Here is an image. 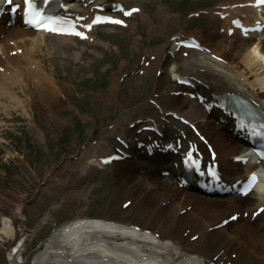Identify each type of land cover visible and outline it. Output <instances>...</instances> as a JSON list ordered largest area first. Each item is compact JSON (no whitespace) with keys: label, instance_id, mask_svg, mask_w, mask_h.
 I'll use <instances>...</instances> for the list:
<instances>
[{"label":"bare ground","instance_id":"bare-ground-1","mask_svg":"<svg viewBox=\"0 0 264 264\" xmlns=\"http://www.w3.org/2000/svg\"><path fill=\"white\" fill-rule=\"evenodd\" d=\"M65 1L76 7L72 12L86 14L94 6L104 4L106 7L108 0H93L91 5V0ZM233 1L222 3L210 11V24L213 25L216 35L214 43L211 44L212 54L224 58V62L219 63L196 51L188 52V58H184V51L178 53L175 47V43L181 39L170 46L163 45L148 50L139 71L147 73L153 67L160 66L162 75L158 79L156 95L170 106L158 109V104L154 105L152 101H148L132 110H122L112 129L106 131L95 144L87 145L77 159V169L85 173L98 168V165L103 164L102 160L120 147L116 141L117 136L131 144L130 149L125 151L124 161L110 163L109 166L116 172L123 196L132 203L128 209L122 210V219L117 223L119 225L113 226L118 233L106 232L105 228L108 227L102 221L77 218L55 233L30 257L23 253L22 264H128V259L136 264H264V212L259 217L260 210H264V197L257 198L255 194H251L247 200L205 199L199 193L195 194L180 187V179L177 178L179 170L172 164L168 165L171 156L163 153L157 155L156 152L148 158L143 150L134 148V145H137L135 139L142 142L148 141L150 137L153 140L162 139L153 132L143 131L144 127L150 126L163 131V140L167 145L177 144L180 140L181 150H187L188 143L196 141L195 135H192L188 124L185 123L191 122L199 125L209 144L217 151V161L226 181H234L250 171L243 169L241 163L236 162V157L239 156L237 143L240 140L230 131L234 122L211 101L212 93L219 91L240 93L264 105V56L257 50V46L261 45L264 53V41L255 45L253 38L243 39L238 33L229 38L226 44L219 40L222 28L228 32L233 18L246 14V20H249L255 13L250 7L232 6L255 0ZM85 3H88V9L83 8ZM222 6H230L222 13L225 14L224 19L217 13L222 10ZM109 7L111 9L112 5ZM139 14L144 21H152L150 16L143 15L141 11ZM170 18L172 16L167 12L161 13L160 25L167 23ZM166 30L167 28H164V34ZM3 31L6 35L0 40V110L6 112L4 101L10 99L15 107L18 105L24 110L27 117L28 105L34 104L35 108L42 109L49 118L64 119L59 114L62 109L67 108L64 87L58 86L52 75L57 71L56 57L60 54L58 51L69 52L66 44L72 43L73 39L59 37L57 40L61 44L55 48L47 45V38L43 34L28 30L21 24ZM163 33L153 27L150 35ZM199 36V41L205 40L203 32L200 31ZM88 41L94 42L90 38ZM227 52H231V57ZM43 53L49 55L55 71L47 69V64L42 59ZM80 55L81 52L73 53L75 60H78ZM171 64L173 66L169 68ZM185 77L194 81V85L186 91L179 87L177 81ZM121 78L122 75L114 77L108 99L96 94L103 105L118 99V92L128 81L125 78L122 82ZM16 87L21 88L23 93L28 88H32L34 92L26 96L29 99L23 100L19 97ZM192 95H195L196 99H191ZM47 99L50 104L46 102ZM54 105H59L60 110L53 108ZM207 106L212 108V114L206 112ZM127 123L136 126L135 129L127 128L119 133L120 126ZM138 129L142 131L139 134ZM183 136L186 138L183 139ZM200 148L210 161L206 145H201ZM55 170L54 166L47 170V190L59 182L53 177ZM162 170L170 172V176L163 180L158 178L159 171ZM259 188H262L261 183ZM67 195L69 198L87 199L84 192ZM24 210L25 208L21 207L15 212V217L21 223L25 220ZM137 213L141 214L138 224L125 221ZM237 215L241 217L240 220L223 225ZM243 215H247L248 219L242 218ZM13 221L10 217L0 215V245L3 239H14L19 230L25 247L31 238V232L24 230L23 226L16 230ZM124 224L133 228L139 227L141 231L135 235H131L132 232L124 234V228L121 226ZM146 232H151L153 237H159L151 239ZM194 237L198 239L192 241ZM205 250L214 254L213 259L205 255ZM13 256L14 253L11 257ZM16 256L18 257L15 255L11 264H20Z\"/></svg>","mask_w":264,"mask_h":264},{"label":"rangeland","instance_id":"rangeland-1","mask_svg":"<svg viewBox=\"0 0 264 264\" xmlns=\"http://www.w3.org/2000/svg\"><path fill=\"white\" fill-rule=\"evenodd\" d=\"M125 1L131 6L139 5L143 9V15L150 16L152 21L146 22L138 15L134 21H129V28L99 29L94 37L101 42V49L80 42L78 46L68 45L69 52L58 51L57 71L52 76L59 86L64 87L67 96L66 104L69 108L60 113L65 121L49 118L42 109L35 108L34 104L28 105L29 115L26 117L24 110L18 105L15 107L10 99L4 101L6 112L0 110V214L12 217L16 229L20 227L19 221L14 217L17 207L34 197L40 184L45 182L46 172L50 167L58 168L53 176L60 183L54 185L49 192H44L40 201L26 213L25 225L30 230H36L34 242L27 248L29 253L50 234L56 223L75 219L76 216L101 214L102 217L106 212L115 217L121 216L118 213L125 198L120 191L116 203L112 206L107 204L109 195L114 197L116 194L117 176L109 171L96 170L89 171L86 177L80 178V174L72 170L78 164L74 156L79 153V148L83 149L109 130V125L116 122L122 110L134 109L153 97L160 78L159 65L144 76H136L140 59L145 58L148 50L170 44L169 36L172 34L198 36L200 31L205 36L204 43L213 47L211 44L214 43L215 35L210 18H206L207 15L204 14L199 20H194L189 19V15L202 9L210 11L215 6L232 0ZM163 12L171 13L174 17L160 25ZM152 26L158 32L163 33L164 28L167 30L165 34L150 35ZM219 40L227 43L225 36ZM47 45L57 48L60 42L47 39ZM76 52L82 53L80 62L74 59L73 53ZM227 54L231 56V52ZM42 59L47 64V69L55 71L48 54L43 53ZM120 72L133 80H128L127 86L119 91L118 100L103 105L96 99V94L109 98L112 81ZM16 90L23 100H27L26 96L34 92L32 88H28L25 95L21 88L16 87ZM35 97L40 99L38 95ZM46 102L50 104V100L47 99ZM53 107L59 108V105ZM121 127L120 132L126 128L125 125ZM75 190L88 191L89 202L63 198ZM54 205L57 208L53 209ZM47 215L49 219L45 220ZM137 219L138 216L133 217L132 221ZM12 242L5 240L1 243L0 264H10L8 259H11L9 249ZM209 255L212 256V253Z\"/></svg>","mask_w":264,"mask_h":264},{"label":"snow or ice","instance_id":"snow-or-ice-1","mask_svg":"<svg viewBox=\"0 0 264 264\" xmlns=\"http://www.w3.org/2000/svg\"><path fill=\"white\" fill-rule=\"evenodd\" d=\"M5 3L7 4H12L13 0H5ZM257 3H264V0H257ZM21 7V5H17L16 7H13L11 10L12 11H16L17 8ZM23 8H24V14L29 17V19L27 20L28 23L35 25L36 27H42V26H46V18L43 17L42 13L38 12L36 10V5L33 2V0H23ZM133 11H137L136 9H133ZM129 12H125V15H129ZM107 21H110L112 23H119L122 24L123 21L121 20H116L113 19L111 17H105L104 18ZM100 22V18L97 17L96 20L93 21V23H97ZM87 27H91V25H87ZM48 30L51 31H57L56 28H49ZM76 35H81L83 36V33L80 32H75ZM262 156H264V153H261ZM189 159H191V154H189ZM194 163V162H193ZM212 175H215V173H212ZM255 179V177L253 176V180ZM232 219H235V217H232Z\"/></svg>","mask_w":264,"mask_h":264}]
</instances>
